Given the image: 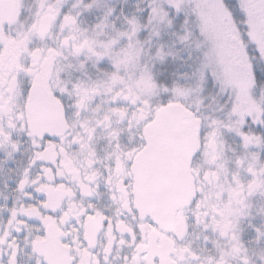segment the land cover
I'll use <instances>...</instances> for the list:
<instances>
[{
  "label": "snow or ice",
  "instance_id": "1",
  "mask_svg": "<svg viewBox=\"0 0 264 264\" xmlns=\"http://www.w3.org/2000/svg\"><path fill=\"white\" fill-rule=\"evenodd\" d=\"M0 264H264V0H0Z\"/></svg>",
  "mask_w": 264,
  "mask_h": 264
},
{
  "label": "rangeland",
  "instance_id": "2",
  "mask_svg": "<svg viewBox=\"0 0 264 264\" xmlns=\"http://www.w3.org/2000/svg\"><path fill=\"white\" fill-rule=\"evenodd\" d=\"M189 71L190 69L182 64V60L169 61L168 72L170 74V79H176L180 83H183L182 75Z\"/></svg>",
  "mask_w": 264,
  "mask_h": 264
}]
</instances>
